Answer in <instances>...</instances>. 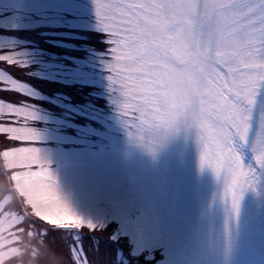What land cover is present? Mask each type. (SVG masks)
I'll return each mask as SVG.
<instances>
[{
    "label": "snow or ice",
    "instance_id": "obj_1",
    "mask_svg": "<svg viewBox=\"0 0 264 264\" xmlns=\"http://www.w3.org/2000/svg\"><path fill=\"white\" fill-rule=\"evenodd\" d=\"M98 27L108 34L104 64L109 99L132 143L153 155L181 130L195 129L200 166L223 176L222 198L238 211L243 192L264 178V0H94ZM0 47H3L0 45ZM0 59L9 60V56ZM25 63V61H24ZM0 80L24 95V84L0 73ZM24 118L22 127H3L13 139L43 138L29 121L38 119L30 104H5L0 115ZM247 149V153H245ZM35 146L2 153L8 168L22 167L11 179L36 217L59 221L63 229L90 230L59 195L54 175ZM39 165L38 171L31 166ZM15 196L9 193L0 210ZM0 217V231L20 218ZM11 248L2 255H15ZM34 264H63L44 250ZM72 264H76L75 261Z\"/></svg>",
    "mask_w": 264,
    "mask_h": 264
},
{
    "label": "rangeland",
    "instance_id": "obj_2",
    "mask_svg": "<svg viewBox=\"0 0 264 264\" xmlns=\"http://www.w3.org/2000/svg\"><path fill=\"white\" fill-rule=\"evenodd\" d=\"M0 26L7 30L20 27L27 34L46 33L49 27L63 26V30L69 28L65 33L70 36L101 30L94 0H0ZM25 44L27 41L15 34L0 33V51L10 48L1 57L25 61L37 75L102 85L107 88L102 93L109 99V72L104 71L105 57L101 53L94 52L95 56L81 59L74 67H65L55 57L47 62L45 53L24 48ZM0 73L16 80L1 67ZM16 81L24 83L33 93L31 96H42L34 83ZM0 85L13 88L7 80H0ZM109 102L112 103L110 99ZM31 105L39 118L29 121L28 126L39 130L43 138L37 142L16 140L10 149L35 146L40 150V155L49 161L48 169L55 177L59 195L85 220H92L101 228L110 220L117 221V235L128 234L137 254L153 255L156 250H164L159 264H264V178L258 179L255 190L248 188L243 192L239 209L233 212L231 199L222 198L223 176H217L208 166H200L195 129L187 134L181 130L153 155L131 142L115 104L108 116L113 122L93 113V118L106 129L77 125V136L68 131L72 121ZM43 120L55 122V128L38 124ZM60 123H66L62 130ZM17 125L0 122L3 127H22L24 120ZM95 133L99 136L86 137ZM244 151L248 154L247 149ZM2 158L6 165L3 155ZM1 162L0 186L4 189L6 175ZM31 169L38 171L39 165L33 164ZM7 170L11 179L14 172L26 169L17 166ZM11 181L13 185L7 187L9 193H15V181ZM16 192L0 210V217L8 213L9 219L20 218L12 227L0 231V264H29L26 244L39 242L34 234L40 228L29 225L35 214ZM11 248L17 249L15 255H2ZM74 250L80 249L75 245ZM72 260L87 264L82 252L73 254Z\"/></svg>",
    "mask_w": 264,
    "mask_h": 264
},
{
    "label": "trees",
    "instance_id": "obj_3",
    "mask_svg": "<svg viewBox=\"0 0 264 264\" xmlns=\"http://www.w3.org/2000/svg\"><path fill=\"white\" fill-rule=\"evenodd\" d=\"M97 237L86 241L85 247L92 264H155V258H149L148 253L135 255L130 241H121L120 237H115L114 231L106 228L98 229ZM48 240L46 235L43 236ZM52 241H39L37 245L32 244L25 250V258L29 264H34L38 260L32 255L33 251L44 250L61 259L63 264H72L68 241L63 237L52 234L49 235ZM8 260V259H7ZM6 260V261H7ZM43 264V261H41Z\"/></svg>",
    "mask_w": 264,
    "mask_h": 264
}]
</instances>
